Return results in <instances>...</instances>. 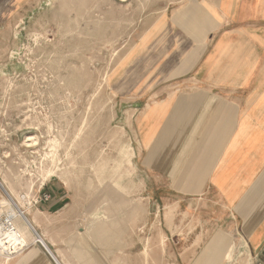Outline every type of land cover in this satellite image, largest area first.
I'll return each instance as SVG.
<instances>
[{
  "label": "rangeland",
  "instance_id": "374dc122",
  "mask_svg": "<svg viewBox=\"0 0 264 264\" xmlns=\"http://www.w3.org/2000/svg\"><path fill=\"white\" fill-rule=\"evenodd\" d=\"M197 1L37 0L1 31L0 214L32 210L38 236L72 237L61 264H196L213 233H232L213 205L145 178L141 106L118 82L145 74L158 17ZM25 223L9 242L29 245Z\"/></svg>",
  "mask_w": 264,
  "mask_h": 264
},
{
  "label": "crops",
  "instance_id": "0c3cea01",
  "mask_svg": "<svg viewBox=\"0 0 264 264\" xmlns=\"http://www.w3.org/2000/svg\"><path fill=\"white\" fill-rule=\"evenodd\" d=\"M35 1L0 0V33ZM128 77L118 82L141 106L145 178L197 209L213 205L232 231L213 233L196 264H264V0H199L159 16L145 32V74ZM39 237L57 264L74 248L69 236ZM27 241L2 264H55Z\"/></svg>",
  "mask_w": 264,
  "mask_h": 264
},
{
  "label": "built area",
  "instance_id": "2783aa9c",
  "mask_svg": "<svg viewBox=\"0 0 264 264\" xmlns=\"http://www.w3.org/2000/svg\"><path fill=\"white\" fill-rule=\"evenodd\" d=\"M44 199H47V196L43 197ZM15 208L16 205L13 204ZM17 211L19 212L20 215L15 214L11 209L9 210H4L0 214V259L4 260V262H8L17 256H19L21 253H23L27 248L28 244L25 245L19 244L18 242L10 241L7 236L8 233L16 231V221L21 220L22 222H26L32 231L34 238L36 242L41 246V248L52 258L55 264L56 260L53 258V255L50 253L49 249L46 247V245L42 242L38 234L32 229V227L28 224L26 221V218L23 214V212L17 208Z\"/></svg>",
  "mask_w": 264,
  "mask_h": 264
},
{
  "label": "bare ground",
  "instance_id": "6f19581e",
  "mask_svg": "<svg viewBox=\"0 0 264 264\" xmlns=\"http://www.w3.org/2000/svg\"><path fill=\"white\" fill-rule=\"evenodd\" d=\"M144 43H145V40H144V42L141 44V45H144ZM155 49V48H154ZM138 66V65H137ZM148 118V117H147ZM146 119V118H145Z\"/></svg>",
  "mask_w": 264,
  "mask_h": 264
},
{
  "label": "water",
  "instance_id": "95a60500",
  "mask_svg": "<svg viewBox=\"0 0 264 264\" xmlns=\"http://www.w3.org/2000/svg\"><path fill=\"white\" fill-rule=\"evenodd\" d=\"M2 189V188H1Z\"/></svg>",
  "mask_w": 264,
  "mask_h": 264
}]
</instances>
